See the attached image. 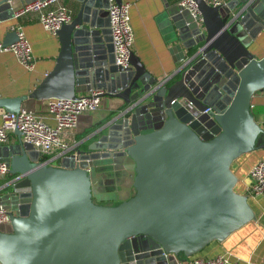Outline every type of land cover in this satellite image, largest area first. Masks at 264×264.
I'll use <instances>...</instances> for the list:
<instances>
[{"label":"water","instance_id":"95a60500","mask_svg":"<svg viewBox=\"0 0 264 264\" xmlns=\"http://www.w3.org/2000/svg\"><path fill=\"white\" fill-rule=\"evenodd\" d=\"M10 2L0 0V21L13 17ZM73 2L53 69L27 95L0 96V109L91 91L122 103L59 165L39 162L18 130L17 143L0 145L10 167L0 264H179L254 218L231 165L261 142L250 106L264 89V56L250 48L264 31V0H197L201 23L169 9L185 56L164 79L134 52L129 67L115 64L108 0ZM17 40L11 29L1 45ZM113 183L133 193L96 202Z\"/></svg>","mask_w":264,"mask_h":264},{"label":"crops","instance_id":"0c3cea01","mask_svg":"<svg viewBox=\"0 0 264 264\" xmlns=\"http://www.w3.org/2000/svg\"><path fill=\"white\" fill-rule=\"evenodd\" d=\"M178 0H132L130 7V20L134 33L133 52L140 58L147 71L157 79H164L176 71L182 64L185 50L176 40L175 29L171 27L168 10L175 9ZM11 6L17 8L24 0H11ZM68 6L73 16L75 14L73 0H62ZM18 26L23 31L25 38L31 45L35 58L32 69H26L17 57L8 51L0 50V96L17 97L27 95L49 73L54 65L59 52V40L56 35L46 31L36 13L11 17L0 21V43L5 34ZM255 58L264 56V31L258 36L251 46ZM89 93V92H88ZM86 94L81 93L79 95ZM122 101L115 97H101L99 108L93 112L83 113L78 117L77 125L62 135L64 141L73 147L84 146L95 130L109 119L114 110ZM25 108L34 111L40 118L47 122L53 119L47 114L45 101L26 100ZM251 112L261 128V142L257 147L241 155L231 165L232 171L238 180L236 191L246 195L248 203L254 213V218L233 231L224 240H214L207 244L200 252L183 257L178 255V260H190L194 257H213L224 255L238 264H263L264 255V196H253L246 192L249 182L248 172L250 167L258 160L264 159V89L256 91L251 98ZM2 109H0V112ZM18 142L15 132H10L8 141L3 145ZM2 145V146H3ZM43 155L39 156V162ZM10 174L0 179V199L6 192L5 185ZM119 201L115 202L118 203ZM114 203V204H115ZM8 226L0 229L7 230Z\"/></svg>","mask_w":264,"mask_h":264},{"label":"built area","instance_id":"2783aa9c","mask_svg":"<svg viewBox=\"0 0 264 264\" xmlns=\"http://www.w3.org/2000/svg\"><path fill=\"white\" fill-rule=\"evenodd\" d=\"M210 6H221L225 0H202ZM108 16L112 44L114 47L115 64L129 67V58L134 47V33L130 20V7L132 0H108ZM180 11H187L193 18H198L201 23L197 8V0H178ZM36 13L42 27L56 35V31L64 23H69L73 18L72 10L62 3V0H34L23 3L14 9L13 17ZM18 40L8 46H2L1 51L13 53L19 62L28 70L34 66L35 58L31 45L25 38L20 27L15 26ZM101 91H91L78 95L75 98H48L45 101L47 114L53 122L40 118L34 111L21 108L18 112H0V145L8 141V135L15 130L20 131L21 139L30 143L34 149L47 156L41 161L46 165H59L60 160L69 154L73 146L62 139V135L77 125L78 117L83 113L97 110L101 104ZM187 103L186 101L184 102ZM190 103V102H188ZM187 105V104H186ZM211 107H206L202 112L208 113ZM55 163V164H53ZM10 167L0 159V179L9 175ZM249 182L246 192L253 196H264V159L256 161L248 172ZM10 224L9 209L0 200V227ZM165 254V252H163ZM166 255V254H165ZM264 264V255H263ZM179 264H238L224 255L213 257H194L182 260Z\"/></svg>","mask_w":264,"mask_h":264},{"label":"rangeland","instance_id":"374dc122","mask_svg":"<svg viewBox=\"0 0 264 264\" xmlns=\"http://www.w3.org/2000/svg\"><path fill=\"white\" fill-rule=\"evenodd\" d=\"M53 164H55V163H53ZM108 188H112L109 193L95 192L94 200L96 202H100V198L99 197L102 195L103 197H112V199H113V201L111 200V201H108V202H106V201L103 202L104 204H114L119 199L126 197L128 194L131 195L133 193V190H130V191L129 190H125V188H122L120 185L117 186L115 183L109 185ZM118 188H119V190H118Z\"/></svg>","mask_w":264,"mask_h":264},{"label":"trees","instance_id":"16d2710c","mask_svg":"<svg viewBox=\"0 0 264 264\" xmlns=\"http://www.w3.org/2000/svg\"><path fill=\"white\" fill-rule=\"evenodd\" d=\"M47 158V156H44L43 155V157L41 158V161H43L44 159H46Z\"/></svg>","mask_w":264,"mask_h":264}]
</instances>
